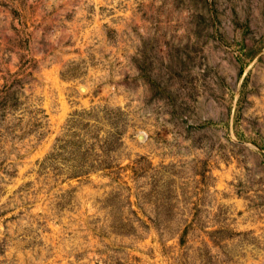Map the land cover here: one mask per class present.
<instances>
[{"label":"rangeland","instance_id":"1","mask_svg":"<svg viewBox=\"0 0 264 264\" xmlns=\"http://www.w3.org/2000/svg\"><path fill=\"white\" fill-rule=\"evenodd\" d=\"M0 264H264V0H0Z\"/></svg>","mask_w":264,"mask_h":264}]
</instances>
